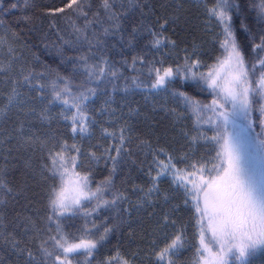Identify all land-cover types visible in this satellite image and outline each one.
<instances>
[{"label": "trees", "instance_id": "trees-1", "mask_svg": "<svg viewBox=\"0 0 264 264\" xmlns=\"http://www.w3.org/2000/svg\"><path fill=\"white\" fill-rule=\"evenodd\" d=\"M68 2L69 0H29L25 6L24 0H0V180L12 190L7 194L0 190V257L4 264H24V257H18L11 251L10 243L4 241L5 237H15L22 242L21 247L28 244L33 250L39 245L40 239L47 238L42 232L40 239H33L35 231H25V218H30L37 228L45 231L48 224V196L53 181L48 178L46 171L43 175L41 171L47 158V148L52 144L49 141L44 146L43 142L54 135L61 142L67 140L69 145L76 143L84 153L79 158V171L81 175L90 177L89 188L95 191L109 177L111 162L103 158L91 160L88 154L95 152L100 156L113 142L103 135V129L112 131L126 122L130 127L128 135L131 139L127 147L131 149V156L125 154V160L111 174V179L113 191L123 192L127 197V201L120 203V209L129 208V212L121 216L116 208L101 207L86 217L84 210L90 211L97 203L93 199L85 201V209L75 216L68 214L64 218L63 230L70 242H78L81 238L98 239L105 227L112 228L93 250L91 257L81 251L74 254L72 264H124L125 261L128 264H157L155 251L164 247L165 236L167 235V242H170L181 231L184 236L183 247L177 250L171 261L173 264H202L197 252L201 244L195 201L190 196L185 197L183 189L172 185L171 175L158 178L156 186L159 192H153L147 198L151 204L142 198L152 186L151 176H156L160 170L152 167L151 176L149 175L156 150L163 149L173 157V163L178 168L188 167L189 171L190 165L196 161L209 169L219 162L214 159L218 150L215 143L202 138L216 134L214 125L204 122L212 113L194 111V107L187 104L179 93H185L201 105H211L214 98L212 90L200 79V74L207 76L226 54L222 46L225 39L223 26L215 17H208L201 0H182L179 20L170 19L164 30L165 36L176 41L175 48H153L152 37L148 33L133 34L135 39L130 45L128 33L133 24L142 19L139 9L133 8L122 21L124 31L121 34L101 36L103 44L90 50L85 41L75 43L76 37L72 31L73 21L78 26H83V17L67 8L63 13L47 14L49 10L63 8ZM143 2L145 12L151 6L154 15L147 17V20L153 22L158 16L171 17L177 7V0ZM214 2L215 0H208L207 6ZM230 2L232 32L244 57L245 67L251 71L258 56H264V51L253 52V44L259 43L261 29H264V21L260 18V6L264 0ZM13 3L18 7L12 9ZM86 10L89 11L90 18L94 12L103 14L101 0H87ZM93 27L103 31L99 25ZM64 40H72L74 46L69 47ZM185 49L189 53L194 51L192 59L200 62L193 69L196 77L191 78V73H188V79L183 74L177 75L165 88L152 89L150 85L154 75H149L148 62L160 67V62L163 61V67L175 68L184 63ZM91 53H95V57L89 63L97 62L103 54L119 69L120 74L114 81L115 90L113 84L107 81L99 85L88 84V87L98 89L97 94L88 101L89 114L94 123L82 139L80 134L73 138L70 122L64 121L59 115L63 106L47 105V99L39 98L37 91L28 83L21 82L31 74L32 85H35L38 78L40 83L49 86L44 92L50 99V85L58 77L68 78L73 86L86 79L83 68L74 69L75 60H69L68 57ZM133 56L144 57L145 64L137 61L135 65V69L142 71L138 72L131 67ZM260 75L261 70L257 67L251 72L250 79L258 80ZM134 76L140 77L141 87L132 86L127 91L123 90L125 84H131ZM58 82L62 84V81ZM14 87L21 93L19 100L23 103L8 102ZM254 99L250 115L242 123L247 131L246 136L259 141L264 140V128L261 126L264 121V113L261 111L264 98L255 96ZM46 105L52 117L50 120L41 119ZM249 124L251 127H248ZM185 132L188 133V139L183 135ZM231 133L232 130L228 127V134ZM198 135L201 138L194 146L191 145V137ZM141 141L145 143L142 145ZM186 153L187 158L181 159ZM112 154L115 155V152ZM158 159L167 160L168 156L162 154ZM211 174L215 175L214 172ZM204 175L209 173L205 172ZM195 179L199 181L200 175L197 174ZM112 195L113 192H105L103 199L111 200ZM164 195H168L169 200H164ZM141 204L143 207H139ZM133 205L137 207H132ZM150 213L153 215H149ZM166 213L169 215V222L164 227L163 217ZM28 227L31 228L30 225ZM51 228L53 231L48 234L54 235L55 224H51ZM85 228L89 231L85 232ZM153 240L157 241L155 248ZM231 264L241 262L232 258ZM243 264H264V246L249 249Z\"/></svg>", "mask_w": 264, "mask_h": 264}, {"label": "snow or ice", "instance_id": "snow-or-ice-1", "mask_svg": "<svg viewBox=\"0 0 264 264\" xmlns=\"http://www.w3.org/2000/svg\"><path fill=\"white\" fill-rule=\"evenodd\" d=\"M86 2L87 0H69L63 8L49 10V13H47L51 15L63 13L67 8L77 13L79 17L84 18L83 26H78L75 21L72 22V31L76 37L75 43L85 41L90 50L102 45L103 40L100 37L121 34L124 31L123 19L133 8H137L142 19L133 24L131 32L128 33L130 37L128 43L130 45L133 43L135 39L133 34L148 33L152 37L151 44L153 48L158 50L161 46L176 47V41L165 36L164 30L167 28L170 19L179 20V9L182 0H177V7L171 17L158 16L154 22L147 20V17L154 15V13L151 6H149L148 12L144 11L145 3L143 0H101L103 14L94 12L91 18L89 17V11L86 10ZM28 3L29 0H24L25 6ZM201 3L205 5V12L208 17H215L219 24L223 26L225 39L222 46L228 51V59L215 74L211 71L207 76L200 74V79L212 90L214 98L211 105H201L200 102L191 100L183 92H180L179 95L184 98L187 104L194 107V111L212 113L204 122L214 125L216 134L212 137L202 136V138L215 143L218 150L214 159L219 162L213 164L212 168L209 169L205 164L196 161L190 165L191 171H189L188 167L178 168L173 163V157L165 153L163 149L156 150L153 153L149 175L151 176L152 167L160 170L157 171L156 176H151L152 186L147 189L142 199L151 204V201L147 198L153 192H159L156 186L158 178L163 175H171L172 185L175 188L183 189L185 197L190 196L195 201V211L199 215L198 224L200 225L201 244V248H198L197 252L200 255L202 264H231L232 258L243 264L249 249L264 246V140L249 143L243 132L234 130L231 134H228V125L230 117H237L241 114L247 120L252 104L255 102V96L264 98V56H258L252 70H247L244 57L232 32V18L229 14L232 8L230 0H215L211 6H207L208 0H201ZM17 7L16 3L11 4L12 9ZM260 18L264 21V2L260 6ZM25 19L30 18L25 17ZM105 24L108 26L105 27ZM94 25H99L103 31L100 32L93 27ZM52 26L55 27V25ZM120 38L123 40V35ZM61 39L64 38L61 37ZM64 43L68 44L69 47L74 46L72 40H64ZM184 51V63L175 68L172 66L163 67V61L160 62V67H156L153 62H148L149 75H154V80L150 85L152 89L165 88L177 75L183 74V77L188 79V73H191V78L196 77L193 69H196L200 62L197 59H192L195 54L194 51L192 53L187 52L186 49ZM260 51H264V29H261L259 43L253 44V52L258 53ZM94 57L95 53L81 54L75 57L69 56V60H75L74 69L83 68L86 79L79 85L73 86L68 78L58 77V80L53 81L50 85V99L47 98V93L44 92V89L49 86L40 83L38 78L35 85H32L31 74L25 76L21 82L28 83L33 90L37 91L39 98L47 99V105L60 104L63 106L59 115L64 121L70 122L73 138L80 134L82 139L85 134L89 133L90 125L94 123L89 114L88 101L97 94L98 89L88 87V84L96 83L99 85L101 82L107 81L113 84V90H115L114 81L119 78V69L106 56L101 54L97 62L89 63ZM137 61L142 65L145 64L144 57H132L131 67L140 72L142 69H135ZM225 65L230 69L227 78L221 75ZM257 67L261 70V75L258 80L253 81L250 79L251 72L255 71ZM58 81H62V84ZM141 83L140 77L134 76L131 79V84H125L123 90L127 91L132 86L139 88ZM12 91L13 95L9 96L8 102L10 104L14 101L23 103L22 100H19L21 93L17 92L15 87ZM47 105L42 110V120L52 119ZM225 108L229 111H221ZM261 111L264 113V105H262ZM261 126L264 128V121L261 122ZM248 127H251V125L249 124ZM129 132L130 127L126 122L112 131L107 128L103 129V135L111 138L113 142L104 149L100 156H97L95 152L88 154L91 160L98 161L103 158L111 162L109 177L101 182V185L95 191L89 188L90 177L81 175L79 171V158L84 153L76 143L69 145L67 140L61 142L54 135L43 142L44 146L49 141L52 144L50 148H47V158L41 171L42 175L46 171L49 174L48 178L53 181L48 196L49 215L46 218L48 224L45 226V231L37 228L35 222L30 218H25L27 221L25 231L34 230L36 235L33 239H40L42 232L47 238L40 239V243L35 250L28 244L21 247L22 242L15 237H11V239L4 238L6 243H10L13 253L18 257H24V264H72V260L75 259L74 254L83 251L88 257L93 255V250L100 241L106 238L112 228L105 227L98 239L81 238L78 242H70L63 230L64 218L68 214L75 216L82 209H85V201L90 202L93 199L97 201L95 207L90 211L84 210L86 217L101 207L116 208L121 216L123 213L129 212V208L120 209V203L127 201V197L123 192L113 191L111 179V174L115 173L125 160V154L131 156V149L127 147L131 139L128 135ZM183 135L185 139H188L187 132ZM200 138L199 135L192 136L191 145L194 146ZM144 143L141 141L142 145ZM113 152H115V155L112 154ZM162 154L167 155L168 159H158ZM186 158L187 153L181 159ZM205 172H208L209 175L205 176ZM213 172L215 175L211 174ZM197 174L200 175L199 181L195 179ZM188 185H191V187ZM0 190L4 191L5 194L12 191L3 180H0ZM141 191H144V189H141ZM105 192H113L111 200L103 199V193ZM164 200H169V196L164 195ZM185 203H187V200H185ZM132 207L137 206L133 205ZM139 207H143V205L141 204ZM137 210L139 209L137 208ZM149 215H153V213ZM163 221L162 226L166 227L169 222L167 213L164 215ZM205 221L207 222V229L204 227ZM171 223L175 224V221ZM51 224H55L54 235L48 234L53 231ZM29 225L31 228L28 227ZM93 227L96 226L93 225ZM84 231L88 232L89 230L85 228ZM206 232L211 234L210 240L206 239ZM167 239L166 235L164 247L155 251L157 264H173L171 257L176 254L179 248L183 247L184 236L182 231L177 232L170 242H167ZM152 244L155 248L157 241L153 240ZM205 253H207V256H205ZM0 264H4L2 257H0ZM124 264H128V262L125 261Z\"/></svg>", "mask_w": 264, "mask_h": 264}, {"label": "rangeland", "instance_id": "rangeland-1", "mask_svg": "<svg viewBox=\"0 0 264 264\" xmlns=\"http://www.w3.org/2000/svg\"><path fill=\"white\" fill-rule=\"evenodd\" d=\"M227 59H228V51H226L225 56L221 59V61L217 62L216 65H215V67H213V69L210 70V71L215 74V72L220 69L221 65L224 64V62L227 61ZM229 72H230V69L227 67V65H225L224 69L221 72V75L224 76L225 78H227L228 75H229ZM223 110L225 112H228L229 111V109H227V108H225ZM244 119L245 118H244L243 114H241V115H239L237 117H230V122H229L228 127L231 128L232 132L234 130L243 132L244 133V136H245V139L249 143L254 142L253 139H250V138H248L246 136L247 131L245 129V125L242 123V121ZM197 218H198V221H199V215L198 214H197ZM199 227H200V225H199ZM204 227H205V229H207V222L206 221L204 222ZM205 237H206L207 240H210L211 239V234L209 232H206L205 233ZM205 256H207V253H205Z\"/></svg>", "mask_w": 264, "mask_h": 264}]
</instances>
